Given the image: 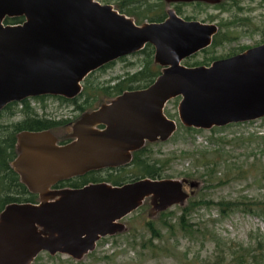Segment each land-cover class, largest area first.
I'll return each instance as SVG.
<instances>
[{
	"label": "water",
	"instance_id": "1",
	"mask_svg": "<svg viewBox=\"0 0 264 264\" xmlns=\"http://www.w3.org/2000/svg\"><path fill=\"white\" fill-rule=\"evenodd\" d=\"M218 3L221 0H167ZM7 18H23L5 25ZM213 23L186 21L174 10L161 22L140 25L98 0H0V113L15 102L80 96L93 72L142 51L155 50L161 75L149 87L127 91L85 113L72 127L73 141L60 145L49 131L18 135L11 164L39 203H13L0 214V264H33L42 254L82 261L103 238L124 232L123 219L147 199L161 213L183 206L187 179H141L121 186L92 183L57 189L94 171L127 167L133 153L166 142L178 124L165 114L181 98L187 128L211 130L264 118V43L210 65L183 62L212 46Z\"/></svg>",
	"mask_w": 264,
	"mask_h": 264
},
{
	"label": "rangeland",
	"instance_id": "2",
	"mask_svg": "<svg viewBox=\"0 0 264 264\" xmlns=\"http://www.w3.org/2000/svg\"><path fill=\"white\" fill-rule=\"evenodd\" d=\"M122 1L101 3L113 5L121 12ZM135 1L147 6L141 9L128 6V13H123L140 25L155 22L150 20L152 17H166L167 9L174 7L164 2L156 10L154 5H159L158 0ZM179 10L185 17L221 24L218 31L229 38L207 53L186 59L183 64L188 67L212 63V59H224L264 43V0H232L220 7L190 6ZM139 66V58L130 56L127 61L117 60L105 72L95 73L90 80L95 85H113L110 82L114 78L134 73ZM180 100H171L165 108L167 116L177 122L180 130L168 141L152 144L149 150L152 159L169 162L163 167L170 179L196 175L193 179L199 182V187L192 190L189 185L185 186L186 192H193L188 202L155 213L151 200H147L121 221L127 230L103 238L95 251L82 261L42 253L34 264H264V118L220 131L186 132L178 113ZM83 101L82 98L78 102ZM31 106L40 116L66 121L54 130L59 141L72 137V126L81 114L72 103L49 99L45 104L32 101ZM16 110L21 111L22 105ZM9 116L3 113L1 122L24 119L21 113L13 118ZM217 148L220 153H212L207 158L218 161L217 174L202 178L206 169L202 161H197L198 155ZM192 204H196L195 208L190 207Z\"/></svg>",
	"mask_w": 264,
	"mask_h": 264
},
{
	"label": "trees",
	"instance_id": "3",
	"mask_svg": "<svg viewBox=\"0 0 264 264\" xmlns=\"http://www.w3.org/2000/svg\"><path fill=\"white\" fill-rule=\"evenodd\" d=\"M98 1L100 3L101 2L104 3V0H98ZM127 2H130V0H123L119 5V8L122 13L123 12H126V14L128 13L127 8L129 5ZM125 9L127 11H125ZM23 21H24L23 18H7L4 23L5 25H18L21 24ZM228 39H229L228 35L225 36L221 34L219 31L218 34L214 37L212 46L209 47L208 49L215 48L216 46L222 44ZM208 49L202 52L207 53L209 51ZM154 55H155V50L152 45H147L142 51L132 55L131 57L139 58L140 60L139 70H137L134 73L127 72L123 77L114 78L110 82L113 83V85L110 84H108V86L95 85L94 82L90 80V78L93 77L95 73L105 72L108 68L112 67L116 61L109 63L106 66L100 68L99 70L91 73L83 82L82 93L80 94L79 97L75 99L68 100L63 97L43 96L35 99L25 100L20 103L15 102L9 104L5 108V110L0 113V214L6 208V206L13 203H19V204L39 203V197L37 195L31 194L28 191L26 186H24L21 183L20 177L13 170L11 166V164L15 161V159L19 155L17 148L18 135L23 131L37 132V131L49 130L54 133L55 129L59 128V126H62L66 123V121L64 120L56 121L54 119L47 118V116H40L31 106V102L35 101L40 104L42 103L45 104V102H47V100L49 99H57V100H61L62 102L72 103L77 108V111L81 112L80 116L76 118V121H78L85 113H89L98 109L105 102L115 99L116 97L122 95L127 91L142 90L152 85L155 82V80L161 75V71H162V68L155 63ZM129 57L121 58L119 60L127 61ZM216 60L218 59H212V62ZM208 64L210 65V63H206L203 65L208 66ZM130 65L133 64L131 63ZM196 66H202V65H194L189 67H196ZM82 98L84 99V101L83 103L79 104L78 101ZM20 105H22V110L17 111L16 109ZM5 112L7 114H10L9 116L10 118L16 117V114L21 113L24 115V119L14 123H2L1 118L3 113ZM232 125H236V124H232ZM232 125L226 127H230ZM181 127H183L186 132L201 131L195 128H187L185 126H181ZM223 129H225V127L223 128L215 127L211 130L220 131ZM179 130L180 128L177 129V131ZM69 142L71 141L63 140V141H59V144L65 145L68 144ZM214 143L216 145L218 144L217 141H214ZM152 144L154 143L148 142L145 147L134 152L133 160L131 164L127 167L106 169L107 171L105 172L104 170L90 172L85 176L78 177L77 179L74 178L69 181L61 182L56 186V188L57 189L80 188L88 184L102 183V182L111 184L113 186H121L127 183H131L146 178L152 180L170 179L166 175V171L163 167L164 164L167 166L169 162L152 159L151 151L149 150V147ZM212 153L213 155L216 153L219 154L220 153L219 148L214 149L213 151H204L202 154L200 153L198 155L197 161H202L201 165L206 169V172L203 173V175H201L202 178H206L208 176L210 178H213L217 174L216 168L218 167V161H212L207 159L209 156L212 155ZM103 173L107 174V176L106 177L102 176ZM195 176L196 175L194 174H185V178L183 179H187L189 181H196L193 179V177ZM147 200L149 201L150 199ZM232 205L233 204H231L230 206ZM249 205L253 206V204H249ZM195 206L196 204H192V206L190 207L195 208ZM189 210H190L189 208L185 210V215L188 214ZM184 220L185 218L182 217L181 222L185 228Z\"/></svg>",
	"mask_w": 264,
	"mask_h": 264
},
{
	"label": "flooded vegetation",
	"instance_id": "4",
	"mask_svg": "<svg viewBox=\"0 0 264 264\" xmlns=\"http://www.w3.org/2000/svg\"><path fill=\"white\" fill-rule=\"evenodd\" d=\"M159 1V5H154L155 7H157L156 8V10L159 8V7H162L163 5H164V2L168 5V6H170V7H172V6H174L173 8H169V9H167V13H166V15L168 16V11L169 10H174L181 18H183L184 20H186V21H192V20H194V21H199V20H197V19H195V18H190V17H185V16H183L182 15V13H181V11L179 10V8H182V7H190V6H193V7H195V6H213V7H220L224 2H231L232 0H221V1H219L218 3H215V4H212V3H207V2H201V1H192V2H183V1H167V0H158ZM128 3V5H129V7H131L132 5L133 6H138V9H141L142 7H146L147 5H143V2L142 1H135V0H130V2H127ZM126 4V3H125ZM127 5V4H126ZM166 16V17H167ZM166 17H163V16H156V17H152V18H150V20H155V22H161V21H163V20H165L166 19ZM162 19V20H161ZM154 22V21H153ZM200 22H203V21H200ZM204 23H206V22H204ZM22 24V23H21ZM18 25H20V24H18ZM216 26H217V28H218V30H220V27H222V25L220 24V25H217V24H215ZM219 32V31H218ZM232 56H234V55H232ZM232 56H229V57H232ZM229 57H227V58H229ZM36 98H39V97H36ZM30 99H35V98H30ZM30 99H27V100H30ZM97 110V109H96ZM83 116V115H82ZM76 122V121H75ZM74 122V123H75ZM74 125V124H73ZM73 127V126H72ZM68 141H73V139L72 138H68ZM70 143V142H69Z\"/></svg>",
	"mask_w": 264,
	"mask_h": 264
}]
</instances>
